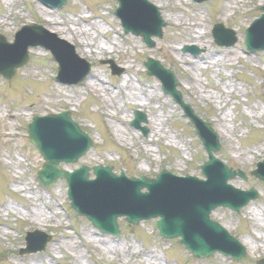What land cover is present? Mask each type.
Here are the masks:
<instances>
[{"label": "rangeland", "instance_id": "obj_1", "mask_svg": "<svg viewBox=\"0 0 264 264\" xmlns=\"http://www.w3.org/2000/svg\"><path fill=\"white\" fill-rule=\"evenodd\" d=\"M66 1L61 10L40 0H0V35L11 44L21 28L35 24L92 65L86 81L58 83L52 54L31 47L28 66L14 80L0 76V264H261L264 182L250 173L264 160V52L247 53L242 42L264 0H149L166 23L154 48L124 36L114 13L117 0ZM217 24L235 32L233 45L215 44L211 33ZM185 46L200 53L187 54ZM148 58L173 72L183 102L214 130L220 146L215 158L248 177L228 184L259 193L240 213L217 208L211 214L244 248L242 261L220 253L197 259L176 239L161 238L157 219L128 227L120 218L122 236H103L72 211L66 181L44 189L37 179L44 161L28 139L27 125L34 117L70 110L94 144L77 164L63 165L65 170L110 166L116 173L152 179L166 170L204 180L200 167L208 154L181 106L147 75ZM109 59L125 73L113 75L103 64ZM136 111L146 115L147 136L131 126ZM33 230L51 235V242L42 252L22 255Z\"/></svg>", "mask_w": 264, "mask_h": 264}, {"label": "water", "instance_id": "obj_2", "mask_svg": "<svg viewBox=\"0 0 264 264\" xmlns=\"http://www.w3.org/2000/svg\"><path fill=\"white\" fill-rule=\"evenodd\" d=\"M41 1L58 8L65 5L64 0ZM262 11L264 12V8ZM116 14L122 20L125 33L141 36L151 47L154 46L151 37L162 35L161 30L165 24L161 22L155 7L150 6L146 0H120ZM221 31V27H217L214 32L218 44L233 45L234 40L227 42L222 39ZM30 46H42L54 54L55 60L61 66L59 81L74 84L86 78L89 67L77 58L73 49L62 42L52 40L39 28L25 29L17 36L14 45L6 43L0 37V74L12 80L17 69L29 62L27 49ZM246 47L252 52L264 50V15L247 31ZM146 66L149 68V75L162 81L165 92L173 96L194 123L204 148L209 153V162L202 166L207 181L189 176L184 179L177 178L168 171L153 180L147 177L128 178L122 172L117 175L113 173V168L102 166L93 168L95 180L90 179L91 169L87 166H82L73 173L64 171L59 166L61 162L76 163L93 147L89 136L72 120L68 112L37 119L34 124L29 125L30 141L38 147L46 161L39 173L40 180L47 188L58 180H66L73 209L89 219L92 226L103 235L121 236L118 219L123 216L131 227L138 226L142 221L159 218L156 222L159 233L166 239L180 238L178 242L185 245L199 259L209 258L216 252L236 260L244 259V249L216 222L211 221L210 215L219 207L239 213L251 200L259 198L258 192L255 189L243 192L227 185L228 180L245 175L226 168L214 158L213 153L220 149L217 135L210 126L195 116L191 107L184 104L182 95L177 91L179 83L173 73L151 59ZM71 67L78 69V77H74L69 71ZM143 121H146L145 116L137 113L136 127L140 128ZM144 133L146 135L147 130H144ZM259 166L260 170L252 175L264 182V164ZM144 189L147 192L143 193ZM220 240L226 248L219 245ZM47 242L45 236L41 244L33 243L29 238L28 248L23 253L42 251ZM228 245L233 247L228 248Z\"/></svg>", "mask_w": 264, "mask_h": 264}, {"label": "bare ground", "instance_id": "obj_3", "mask_svg": "<svg viewBox=\"0 0 264 264\" xmlns=\"http://www.w3.org/2000/svg\"><path fill=\"white\" fill-rule=\"evenodd\" d=\"M0 23H1V22H0ZM195 26H196V25H192V26H190V27H191V28H192V27H194V28H195ZM50 34H51V33H50ZM54 34H55V33H54ZM54 34H53V33L51 34V35H52V37L54 36ZM72 34H74V37L76 36V33H73V32H72ZM77 35H78V34H77Z\"/></svg>", "mask_w": 264, "mask_h": 264}]
</instances>
